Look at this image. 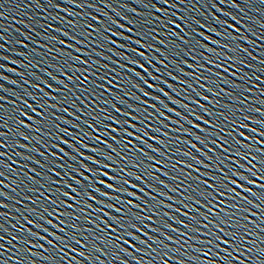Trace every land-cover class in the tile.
Instances as JSON below:
<instances>
[{"label":"water","instance_id":"obj_1","mask_svg":"<svg viewBox=\"0 0 264 264\" xmlns=\"http://www.w3.org/2000/svg\"><path fill=\"white\" fill-rule=\"evenodd\" d=\"M174 32L183 40L174 36ZM161 88L169 96L163 95ZM40 104L47 109L43 116L38 115L42 111ZM0 106V133L5 134L0 135V143L4 145L0 147V152L4 153L0 156V264H69L70 261L71 264H229V261L231 264H240V261L264 264V255L259 251L264 249V199L236 189L252 201L247 203L240 197L232 201L240 205L239 211L232 210L233 222L240 220L248 225L247 232L240 229L245 239L227 246L215 241L220 244L219 248L215 243H201L214 240L206 233L215 229L210 224L204 227L207 221L194 211L199 208L203 213L206 209L196 205L194 200L185 199L196 195L192 188L197 187L198 182L192 178L199 176L200 180L212 183L211 176L205 173L222 175L217 165L229 176L233 170H238L255 180L254 185L233 177L252 192L261 193L257 185L264 184V180L258 178L264 175L261 171L264 170V151H258L264 150V144L258 143L264 141V136L260 135L264 132V0H167V3L165 0H0ZM201 106L207 107L212 114H206ZM32 107L36 112H32ZM169 109H175V112ZM21 111L34 119L21 116ZM126 112L139 117L131 120L135 129L115 123L116 119H129L122 114ZM200 116L204 119H197ZM18 119L32 127L19 125ZM207 120L213 125L219 123V128L225 132L235 131L231 136L225 132L215 135L219 128L210 127L205 123ZM231 120L236 124L233 125ZM194 124H199L200 129ZM242 124L247 127H240ZM116 128L120 131H112ZM125 129L135 135H127ZM141 129L148 133L143 137L145 143L136 139L142 136ZM239 132L244 136H239ZM97 136L99 140L94 138ZM113 136L116 141L111 139ZM197 136L204 138L205 143ZM221 136L228 141L224 145L230 149L228 152H222L211 142L222 143ZM60 138L69 144L61 143ZM237 140L249 147L237 145ZM125 141H131V144L126 146ZM55 144H59L64 152L53 147ZM237 148L249 153L248 159L238 158ZM139 149L147 155L141 154ZM79 153H84V157H95L102 164L97 165ZM109 155L111 160L107 158ZM125 157H128L127 161ZM197 159L211 167H204ZM237 159L243 168L237 167ZM81 160L93 169L108 171L109 175L119 173L131 184H139L144 189L139 192L130 185H117L126 187L128 192H137L143 196V201L124 192H113L112 195L134 200L142 207L144 201L148 202V208L152 210L146 208L141 212L142 216L153 217V221H145L151 224L143 230L148 236L137 232L139 240L127 236L118 240L125 230L112 232L100 217L116 228L104 213L112 216L122 213L106 205L115 204L125 212L127 208L121 201L109 200L95 191L92 194L97 201L104 200L105 203L79 196L78 199L93 205L87 208L85 203H79L75 209H68L79 219L65 216L57 219L43 212L44 207L49 211L53 208L65 211L62 205L49 204L46 197L63 200L65 198L55 189L68 191L66 185L69 183L76 186L70 176L83 180L74 171H84ZM133 162L139 167H134ZM103 164H112L115 171L103 168ZM249 168L256 172L255 176ZM120 169L136 172L144 177V182L125 176ZM84 175L89 173L84 171ZM100 178L114 183L106 177ZM91 183L95 185L96 179L93 178ZM189 184L192 188H188ZM96 186L102 191H111ZM173 187L177 191H172ZM49 188L53 191H48ZM160 201L164 204L160 205ZM184 204L189 207L185 208ZM101 208L103 212H98ZM178 208L180 212L176 211ZM243 208L249 211L244 212ZM182 212L189 215L184 216ZM41 213L52 223L40 220ZM89 213V219L94 223L83 219ZM190 216H198L201 223L196 224ZM244 216L248 219L243 220ZM25 217L35 223L28 224ZM61 220L67 223L61 224ZM178 220L200 231L185 228ZM72 223L78 228H72ZM36 224H42L48 231ZM222 226L228 229V225ZM154 228L160 231L155 232ZM27 229L47 239L29 236ZM57 236L64 237L63 243L56 239ZM77 239L81 243H76ZM108 240L114 243L109 244ZM125 240L130 242L125 243ZM143 240H147V244L142 243ZM64 244L70 247H63ZM62 247L63 252L60 251ZM73 248L76 251H72ZM80 252L85 255L80 256ZM226 256L227 260L224 259Z\"/></svg>","mask_w":264,"mask_h":264},{"label":"snow or ice","instance_id":"obj_2","mask_svg":"<svg viewBox=\"0 0 264 264\" xmlns=\"http://www.w3.org/2000/svg\"><path fill=\"white\" fill-rule=\"evenodd\" d=\"M165 2L167 3V0H165ZM171 23L175 24V21H171ZM120 27H124L123 25H120ZM176 27H179V25H176ZM129 31H131V29H129ZM65 35H67V33H65ZM174 36H177L178 38H180L181 40H183V37L179 36V33L174 32L173 33ZM200 35H203V33H200ZM73 39H75V37H73ZM61 43H64L63 41H61ZM112 43H115V41H112ZM137 43H141L140 41H137ZM187 43V42H186ZM206 47V46H205ZM209 52L214 51V49H208ZM140 55H143V53H140ZM76 59H79L78 57ZM134 63H137L134 61ZM209 63H213V61L209 60ZM141 67H143V65H140ZM235 73H233L234 75ZM139 75V73L137 74ZM191 75V74H189ZM70 79V78H69ZM185 83H187L185 81ZM145 84H147V81L145 80ZM38 87V86H37ZM50 87V86H49ZM149 87H155V85H149ZM209 91H212L211 89H208ZM161 93H163V95L165 96H169V93L164 92V89L161 88L160 89ZM146 96L149 95V93L145 92L144 93ZM205 99H208L207 97H204ZM159 99V98H157ZM176 103H179V101H175ZM146 103V101H145ZM196 103L198 104L199 101H196ZM2 107V106H0ZM31 107V106H29ZM53 107H55L53 105ZM152 107L155 109L156 105H152ZM185 108H187V105H184ZM204 109V112L206 114L211 115L212 113L210 112V110L207 107L201 106ZM40 108L42 109V111L40 113H38V115L43 116L44 111H46L47 109L44 108V104H40ZM32 112H36V108L32 107L31 108ZM170 111L175 112V109H169ZM117 112H120V109H116ZM123 115H126L129 117V119L127 120H119L116 119L115 123L117 124H126L129 127L135 129L136 125L131 123V120H137L139 119L138 116H133L131 112H126V113H122ZM20 115L23 117H26L29 120L34 119V117H31L28 115L27 112L21 111ZM161 116L164 115L163 112L160 113ZM177 115H179V113H177ZM221 116H223V113H220ZM185 119H187V117H185ZM197 119H201L203 120L204 118L202 116L197 117ZM225 119H229V117L225 116ZM43 121H39L38 123H42ZM190 124L193 123L191 120L188 121ZM233 125L236 124L235 120H231L230 121ZM17 123L19 125L25 126V127H29L31 128L32 126L30 124H25V121L23 119H18ZM206 124L210 125V127L213 128H219V123L213 125L211 120H207L205 121ZM109 128H111V125L108 126ZM194 127L197 129H200V125L199 124H194ZM240 127H247L246 124H242L240 125ZM37 131H39V129H37ZM61 131H67L66 129H61ZM112 131H116L119 132L120 129L116 128V129H112ZM142 132V136L136 137V139L140 140L142 143H145L146 141H144L143 137L147 136L148 133L147 131L141 129L140 130ZM184 131H188L187 129H185ZM201 131H205L207 132L208 129H201ZM233 131H235V129H232L230 131L225 132V129L223 128H219V132H216L215 135H219L220 132H225V135L227 136H231L233 134ZM253 131H256L255 129H253ZM125 132L127 135L132 136L135 135V133L132 132H127V130L125 129ZM21 135H23V133H20ZM0 135H5L3 133H0ZM239 136L243 137L244 133L243 132H239L238 133ZM260 135L264 136V132H261ZM28 137L25 136V139H27ZM96 140H99V137H94ZM61 139V143L63 144H69V141L67 140H63V138ZM111 139L113 141H116V137H111ZM153 140H157V137H152ZM197 139L201 142V143H205V139L197 136ZM220 140L222 141V143H217L216 140H212L211 142L213 144H215L217 147H220L222 149V152H228L230 149L224 147L225 144H228V141L221 136ZM103 143H105L108 147H112V145H108L107 141H104ZM162 143V142H161ZM258 143L264 144V141H258ZM128 144H131V141H125V145L127 146ZM237 145H242L243 147H249V145H244L242 144V141L237 140L236 141ZM4 145L2 143H0V147H3ZM53 147L58 148L61 152H64L63 148H60L59 144H55L53 145ZM84 147H88V145H84ZM149 147H152L151 145H149ZM192 147H196L195 145H192ZM115 150V149H113ZM154 151L159 152V149H153ZM93 151H97L99 152V149H93ZM131 151V149H130ZM141 154L143 155H147L146 153H144L143 149H139L138 150ZM211 151H215L214 149H211ZM236 151V156L238 158H243V159H248L249 157V153H243L240 152L239 149H235ZM258 151H264V150H258ZM187 155H190V153H186ZM4 153L0 152V156H3ZM53 156L56 155V153H52ZM65 155H69L68 153H65ZM79 155L81 157H84V153H79ZM206 155V154H205ZM63 157H61L62 159ZM72 159H76V157H71ZM90 161H92L93 163L97 164V165H101L102 161L95 159V157H84ZM108 159H112L111 155H109L107 157ZM151 159V157H149ZM217 159H219V156L216 157ZM126 161L128 160V157L124 158ZM209 159H211V157H209ZM226 160H231V157H225ZM252 159H256V157H252ZM250 162V161H249ZM81 163V167L84 169V171L88 172L89 175L85 176L84 175V171H80L79 169H74V171H76L79 176L83 177V180H78L75 176H70V179L73 180L75 182L76 186H73V184L69 183L67 184V188L69 189L68 191H61L59 188L55 189V192L59 193L60 196H63L65 199L60 200L59 198L57 199H52L51 197H46V199L48 200L49 204H57V205H62L65 208V211L60 212L59 208H53L51 209V211H49V209L47 207L43 208V212H47L49 216H55L57 219L60 216H65V217H74V213L72 211H68V209H75L76 208V204L79 203H85L87 208H92L93 205L91 203H88L87 201H83L78 199L79 196L83 195V196H87L88 200L91 201H97V197L95 195L92 194V191H95L97 193H99L100 195L104 196L105 198L109 199V200H117V201H121L127 208V212H125L124 208H118L116 207L115 204H111L108 203L106 206L110 209H114L117 213H122V215H117V216H112L110 213H104V216H107L110 220L113 221V223L116 225V228H113L111 224H107V221H104L102 217H100L101 221L103 223H105L107 225V227L109 229H111L112 232H116L118 230H125L123 231V234L118 237V240H123L124 236L130 237L131 239L134 240H139L140 237L136 235L137 232H142L144 236H148L147 232H144V228L145 227H151V224H146L145 221H153V217L152 216H142L141 212L144 211L146 208H148V202L144 201V206L142 207L141 204H137L135 203L134 200H123L121 197L119 196H113L112 193L113 192H124L127 193V195L135 197L137 200H142L143 201V196H139L137 194V192H128V189L126 187H117L118 184H123V185H130L133 188H137L139 190V192H144V189L142 187H140L139 184H131V182L128 179H125L124 176H121L119 173L116 175H109L108 171H103L101 168H96L93 169L91 168L89 165H85L83 164V160L80 161ZM197 163H200L203 165V161H200L199 159H197ZM220 163L223 164L224 160H220ZM134 164V162H133ZM236 165L238 168H243L244 165L239 163V159L236 160ZM204 167H211V165H203ZM61 167H63V165H61ZM134 167H139V165H135ZM189 168L192 167V165H188ZM229 167L231 168L232 166L229 165ZM253 167H255V165H253ZM103 168H108V169H113V165L112 164H103ZM218 170L222 173L221 176H216L214 174L211 173H205V175H209L211 176L212 179V183H209L208 180H200L199 176L192 178L195 182L197 183V187L192 188V185L189 184L188 188H192V191L196 193V195L193 197L191 195L185 197V199L188 200H194L196 205H200L201 207H203L204 209H206L205 212L201 213L199 208H194V211L198 214V216H202L203 219L205 221H207V224H204V227H208V225H212V227L215 229V231H210L208 233H206V235L208 236H212L214 237V240H207V241H201V243H206V244H214L215 241H219L220 243H223L224 245H232L235 242L244 240L245 237L243 235H241V231L240 229H243L245 232H247V227L248 225L245 223H241L240 220H236L235 222H233V216H234V212L232 210H240V205L232 203V201L236 200L237 197H240L241 201L247 202V203H252V201L248 200L247 196H242L240 192H237V188H240L243 192H247V193H251L253 196H256L258 199H264V184H259L257 185V187L259 189H261V193H255L252 192L251 188L245 187L244 184L239 183V181L237 179H233V177H239V180H244L246 181L248 184H256L255 180L249 179L248 176L243 175V173L239 172L238 170H233L232 171V175L229 176L226 172L223 171L222 168H219V165H217ZM113 171H115V169H113ZM196 171H199V169H196ZM248 171L255 176L256 172L252 171V168H249ZM264 171V170H261ZM120 172H123L125 174V176H132L135 177V179L140 180L141 182H144V177L143 176H139L136 174V172L134 171H126L125 169H120ZM165 175H168V173H164ZM56 175H59V173H56ZM151 175V174H148ZM189 177H191V174H188ZM100 177H106L107 179L112 180L114 183H108L106 179H101ZM95 178L96 179V184H92L91 181L92 179ZM154 179H158L156 177H153ZM261 180H264V175H261L260 177H258ZM173 179H176V177H173ZM84 181H89L88 184H85ZM53 183L59 184L60 181H54ZM160 183H163V181H160ZM96 185H100L103 187H106L108 189H110L111 191H102L101 187H98ZM202 185V187H201ZM148 187H152V185H148ZM172 191H177V189L175 187H173L171 189ZM48 191H53L51 188L48 189ZM73 193H75V195H73ZM162 195H164V193H161ZM152 199L154 200L155 198L152 197ZM74 201V203L69 204L68 201ZM98 203L104 204L105 201L101 200V201H97ZM183 203V202H182ZM160 205H163L164 202L160 201L159 202ZM185 208L189 207L188 204H184L183 205ZM255 207H259V205H254ZM167 207H171V205H167ZM133 209H139L140 211H133ZM148 210H152L150 208H148ZM244 212H248L249 209L247 208H243L242 209ZM79 211L83 212L84 209H79ZM98 212H103V208L101 209H97ZM177 212H180L181 210L178 208L176 209ZM32 212L35 213L36 209H32ZM128 213H130L131 215H128ZM184 216H188L189 214L187 212H182L181 213ZM164 215H168V213H164ZM253 215H255V213H253ZM90 213L86 214L83 219L86 220L88 223H94V221L89 219ZM198 216H190L189 219L195 221L196 224H200L201 220L198 218ZM39 219L40 220H45L47 223L51 224L52 221L49 220L46 216H44L42 213L39 215ZM74 219H79V217H74ZM248 217L244 216L243 220H247ZM25 220L27 221L28 224H34L35 222L33 220H28L27 217H25ZM61 224L63 223H67L66 220H61L60 221ZM178 223H180L181 225H183L185 228H192L193 231L199 232L200 229L193 227V225L190 224H185L183 220H178ZM222 225H228V229L226 230L225 227H223ZM59 225H57L58 227ZM72 228H78V226L74 223H72L70 225ZM168 228H171V225L166 224L165 225ZM36 227H40L43 228V231L47 232L48 229L44 228L42 224H36ZM99 227V225H97V228ZM155 232H159L160 229L159 228H154L152 229ZM174 231H178L177 229H173ZM28 232L29 236H36L40 239H47V237H40L39 233H34L31 232L30 229L26 230ZM60 231H64L63 228L60 229ZM91 231V230H89ZM101 231H103V229H101ZM52 235H56L55 233H52ZM83 235V233L81 234ZM224 237H229V239H225ZM167 239L171 240L172 237L171 236H167ZM2 239V238H0ZM57 240L61 241L63 243L64 237L61 236H57L56 237ZM84 239L87 240L88 237L84 236ZM149 239H151V237H149ZM198 239V237H197ZM125 243H129L130 241L125 240ZM142 243L147 244V240H143L141 241ZM28 243H31V241L29 240ZM48 243L50 245H52V247H55V245L52 243V241H48ZM76 243H81V241L79 239L76 240ZM89 243H91V241H89ZM109 244L114 243L113 240H108ZM162 243V242H161ZM248 243H252L251 241H249ZM40 247H43V245H39ZM86 246V245H85ZM119 246V245H117ZM215 246L217 248H219L220 244L219 243H215ZM63 247H70V245L64 244ZM63 247L60 249L61 252H63ZM132 247H135V245H132ZM98 251L100 249H97ZM237 251H239V249H236ZM247 251H252V249H246ZM72 251H76V249H72ZM126 251V250H125ZM225 252H227V248L224 249ZM260 253L262 255H264V249H259ZM80 256H84L85 253L84 252H80L79 253ZM205 255H207V253H205ZM46 259H51V258H46ZM224 259H228V257L226 256ZM234 259L239 260V257H235ZM73 261H75V257L72 258ZM69 264H71V261L69 262ZM229 264H231V261H229ZM240 264H244L243 261H240Z\"/></svg>","mask_w":264,"mask_h":264}]
</instances>
